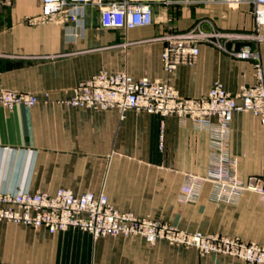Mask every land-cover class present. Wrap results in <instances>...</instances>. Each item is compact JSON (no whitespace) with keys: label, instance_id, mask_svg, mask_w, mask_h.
I'll return each instance as SVG.
<instances>
[{"label":"crops","instance_id":"crops-1","mask_svg":"<svg viewBox=\"0 0 264 264\" xmlns=\"http://www.w3.org/2000/svg\"><path fill=\"white\" fill-rule=\"evenodd\" d=\"M0 9V88L38 97L34 106H0V192H105L122 211L190 232L264 245V202L258 192L245 190L237 201H217L213 183L204 181L197 198L180 200L188 174L208 172L214 156L210 129L175 115L134 109L121 114L117 108L66 103L76 86L101 71L167 81L181 95L193 97L207 94L216 82L232 93L256 84L257 64L264 75V40L212 36L200 42L195 64H181L172 73L164 70L161 58V38L169 31L199 25L210 34H250L255 29L250 5L232 7L219 0L155 5L152 25L128 31L103 28L99 10L88 5L76 36L71 23H30L41 13L38 1L7 0ZM246 45L259 59L230 53ZM229 153L238 159L241 179L263 175L264 127L253 113L234 114ZM0 264L252 263L166 240L151 244L142 236L123 235L95 239L79 228L52 233L2 221Z\"/></svg>","mask_w":264,"mask_h":264},{"label":"built area","instance_id":"built-area-1","mask_svg":"<svg viewBox=\"0 0 264 264\" xmlns=\"http://www.w3.org/2000/svg\"><path fill=\"white\" fill-rule=\"evenodd\" d=\"M7 0H0L1 4ZM42 4L41 13L30 18L32 24L73 25V34L83 27L85 8L95 6L100 12L101 26L109 30L128 31L154 23L155 5L171 6L180 2L190 5L192 0H34ZM229 6L248 4L254 17V34L250 39L264 40V0H219ZM1 13V9H0ZM212 36L239 38L234 34L206 33L199 25L186 31H169L162 36L161 54L164 70L174 72L181 64H195L200 54V42ZM221 46V45H220ZM230 53L240 59L258 58L250 45ZM258 82L244 85L236 93L216 82L207 94L183 96L167 81H153L148 77L135 78L126 71H101L74 88L66 103L74 107L96 110L117 108L121 114L134 109L163 117L175 115L181 120L191 119L198 127L211 130L214 156L204 176L188 174L182 187L181 201L198 197L204 181L214 185L213 198L234 202L245 190L256 191L264 202V173L247 180L238 174V159L229 153L231 123L236 112H251L264 127V75L257 64ZM38 97L23 91L0 88V106L13 109L19 104L34 106ZM164 147V131L160 133V148ZM45 228L49 232L79 228L95 239L104 236H142L149 243L166 240L175 246L195 247L202 254H222L252 264H264V245L247 242L238 237L201 230L186 231L170 223L141 217L132 211H122L112 205L105 192L75 193L59 188L54 194L44 192H0V222Z\"/></svg>","mask_w":264,"mask_h":264},{"label":"rangeland","instance_id":"rangeland-1","mask_svg":"<svg viewBox=\"0 0 264 264\" xmlns=\"http://www.w3.org/2000/svg\"><path fill=\"white\" fill-rule=\"evenodd\" d=\"M254 33H256L255 32V29L253 30V31H251V33L250 34H254ZM264 33V32H263ZM230 34H234V35H236V36H244V35H248V34H243V33H230ZM218 42V41H217ZM220 43L222 44L223 42L222 41H220ZM6 222V221H5ZM9 223H11V222H9Z\"/></svg>","mask_w":264,"mask_h":264},{"label":"bare ground","instance_id":"bare-ground-1","mask_svg":"<svg viewBox=\"0 0 264 264\" xmlns=\"http://www.w3.org/2000/svg\"><path fill=\"white\" fill-rule=\"evenodd\" d=\"M235 6H237V5H235Z\"/></svg>","mask_w":264,"mask_h":264}]
</instances>
